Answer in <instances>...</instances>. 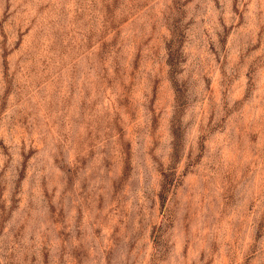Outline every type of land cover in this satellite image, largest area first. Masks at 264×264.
Instances as JSON below:
<instances>
[{"label": "rangeland", "instance_id": "rangeland-1", "mask_svg": "<svg viewBox=\"0 0 264 264\" xmlns=\"http://www.w3.org/2000/svg\"><path fill=\"white\" fill-rule=\"evenodd\" d=\"M0 264H264V0H0Z\"/></svg>", "mask_w": 264, "mask_h": 264}]
</instances>
